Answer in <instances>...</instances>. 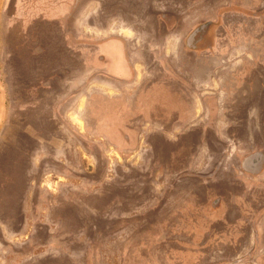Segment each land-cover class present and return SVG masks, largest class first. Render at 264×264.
<instances>
[{
	"label": "rangeland",
	"instance_id": "1",
	"mask_svg": "<svg viewBox=\"0 0 264 264\" xmlns=\"http://www.w3.org/2000/svg\"><path fill=\"white\" fill-rule=\"evenodd\" d=\"M115 1L119 0H103L98 5L95 0V9L107 5V10ZM4 2L0 0V264H264L262 24L245 26L248 36L238 39L253 44L250 59L228 69L232 70L228 74L247 77L254 99L239 100L231 108L228 103V115H221L222 108L217 115L198 117L200 122L191 127L205 131L176 136L172 124L178 113L173 115L163 101L161 109H152L150 120L154 122L150 126L142 115L136 119L133 137L137 144L133 147L120 151L105 143L97 150L55 132L54 99L43 97L40 112L33 109L31 117L23 115V107H37L39 102L27 98L28 83H38L50 75L27 64L21 36L8 35L10 20L2 12ZM30 5L26 1L23 7L33 16L37 9ZM242 6L243 11H254L264 2ZM87 10L85 6L80 12L87 14ZM95 20L104 26L100 18L87 20V24L93 26ZM103 20L107 24L104 30L121 27L104 15ZM21 27H16V33ZM223 50H218L222 58L226 55ZM95 51L93 47L91 53ZM79 56L66 57L72 74L63 69L65 80H79L85 71ZM61 64L53 69L60 71ZM93 68L108 72L110 67ZM150 70H145L147 76ZM154 78L158 82L143 84L144 88L161 84L166 77L158 74ZM105 79L101 76L98 81ZM259 92L263 94L257 98ZM71 119L72 128L85 123L80 116L77 122ZM168 119L173 120L167 124ZM23 124L28 130L41 131L45 144L27 147ZM124 135L130 139L132 133ZM48 139L59 140L60 146L52 147L46 143ZM150 143L152 148H146ZM250 157L262 159L250 165L245 162ZM215 218L229 223L225 225L228 228L217 229L212 235L224 232L218 251L229 246L228 234L243 232L233 241L231 252L225 253L226 259H207L205 253L212 251L207 244L211 233L203 225ZM231 255L237 259L231 260Z\"/></svg>",
	"mask_w": 264,
	"mask_h": 264
},
{
	"label": "crops",
	"instance_id": "2",
	"mask_svg": "<svg viewBox=\"0 0 264 264\" xmlns=\"http://www.w3.org/2000/svg\"><path fill=\"white\" fill-rule=\"evenodd\" d=\"M26 1L33 5L30 6L34 11L37 9L35 15L31 16L29 12H25L23 6ZM96 1L101 5L103 0ZM34 2L35 0H5L2 8L3 14L10 20L8 35L11 38L21 36V51L26 54L24 55L27 57V64L37 67L45 76H53L40 79L38 83H28L27 98L37 99L39 102L37 107H23V115H30V110L33 109L40 112L38 105L43 97L61 101H83L98 96L96 93L88 95L85 90L89 84L92 87V83L88 82L90 78L86 77L88 73L104 76L109 85L118 88L122 114L125 112L128 115L132 112L137 116H152V109H161L162 102H166L168 111L171 109L173 115L178 113L172 124L175 136L189 131H205L206 128L191 127L192 124L200 122L198 117L217 115V110L222 108L224 109L221 115H228V103L231 108V105L239 100L247 101L250 100L249 97L254 99L253 95L249 94L247 77L228 74L232 73V70L228 69L243 63L244 59H250L248 52L253 51V44L243 43V40L239 42L238 39L248 36L244 31L245 26L253 22L258 26L261 23L264 27V6L254 11H243L245 7L242 5L253 6L264 0H119L108 6L109 11L105 10L107 5L96 10L95 0H36V6ZM85 6L89 8L85 11L87 14L80 12ZM19 7H22L23 12H19ZM120 7L121 9H118ZM94 9L96 11H93ZM103 15L107 21H112L113 25L118 21L117 24L121 27L112 26L108 31L102 29L107 26ZM97 18L103 21L104 26H100L97 20L93 22V26L87 24V20ZM20 20L22 23H18ZM19 24L22 26L21 31L16 33ZM103 35L109 38L105 39ZM224 43H227L225 49ZM93 47L97 48L94 54L91 53ZM219 48L224 49L225 57H221ZM78 53V61L82 62L81 68L85 71L79 80L76 77H69L70 81L65 80L63 69H69L67 65L72 66L65 64L66 57L70 56L72 59ZM63 62L64 66L61 64ZM58 63L62 65V69L56 72L53 68ZM100 65L110 67V73L105 72L106 68H93ZM78 68H75V73ZM148 69H151L149 76L145 73ZM69 70L68 75L72 74L71 69ZM199 72L203 73L198 74ZM158 74L166 77L164 81L159 82L161 84H149V87L144 88L143 84L158 82L154 78ZM31 84L32 87L29 86ZM93 86L102 95L115 94V89L107 85L93 83ZM172 88H175V91ZM259 93L257 98L262 97L263 93ZM69 115L70 119L75 118V122L78 121L76 112ZM63 118L64 115L62 118L59 116L56 121L58 130L65 136L71 135L79 141V145L86 144L91 148L98 146L97 143L87 144L88 138L83 135V132L87 131L85 124L83 127L77 125L76 130H73ZM172 120L168 119L167 124ZM193 120L196 122L193 123ZM23 125L24 140L29 142V138H32L37 142H44L41 131L35 128L31 131L27 129V125ZM34 144L27 143V147L40 146L39 143ZM62 145L63 143L61 147ZM253 161L248 163L252 165ZM227 224L229 223L224 219L215 218L203 225L209 228L211 233L207 244L212 251L205 252L207 259L224 258L225 253L231 252L233 241L241 238L243 232L233 231L234 233L228 234L226 239L229 246L224 251H218L217 244L224 240V232H216L217 237L212 235L217 229L228 228L225 226ZM199 238L197 242L201 243ZM172 257L174 258L171 259L177 258ZM198 257L197 259L202 260L201 256ZM229 258L235 261L237 256L231 255Z\"/></svg>",
	"mask_w": 264,
	"mask_h": 264
},
{
	"label": "flooded vegetation",
	"instance_id": "3",
	"mask_svg": "<svg viewBox=\"0 0 264 264\" xmlns=\"http://www.w3.org/2000/svg\"><path fill=\"white\" fill-rule=\"evenodd\" d=\"M50 76H51L50 78H53L52 75ZM86 77L90 78L88 79L89 80L88 82L92 83V87L90 86V84L88 88L86 87L85 89L86 92L88 93V95H92V93H96V95L98 96H95L94 98L85 99L83 105L81 104L82 101L80 99H70V100H64V101H61V99H54L56 101L54 110H53L54 111L53 114L56 116L54 125H56V128H57L55 132L61 133V131L58 130V126H57L58 123L56 119L59 120V116L62 118L64 115L63 120H66L65 117H67L69 113L75 111L76 114L80 116L81 119H84L85 121L84 124H85L87 131L85 134L83 133V135L87 136L88 144L90 143L98 144V146H92L93 148L97 150H101L105 147V143H110L114 147L118 148L120 151H123L124 148H127V147H133L135 144H137V142L134 140L135 137H133L134 136L133 135L134 133L133 124H135L136 119H138L140 116L133 115L132 112L129 113L128 115L125 112L124 114H122L121 94L120 92L118 93L117 91L118 88H115L109 85L110 83L106 81H98L101 77L100 75H96V74L91 75L88 73ZM57 78H60V76L59 77L57 76ZM93 83H96L97 85L100 84L101 86L107 85L108 87H112L115 89V94L102 95V93H99L97 89L94 88ZM149 94H151V92ZM80 104L82 106L81 108H80ZM151 117L152 116L150 115L149 116L143 115V118L146 121H149L148 123L149 126L154 122L150 120ZM67 121L68 120H66V123L68 124L69 122ZM69 126L72 128V125L69 124ZM72 129L76 130L75 128H72ZM125 132L132 133V136L128 135L130 139L124 135ZM7 133L9 134V131ZM70 138H73V137L71 136ZM25 142L30 143V144H34L35 142L36 144L37 143L45 144V141L37 142L34 139H31V141L29 142L28 141H25ZM47 142L53 145L52 147L54 148L60 146V142L55 139H50V140L48 139L46 143ZM152 146L153 145L150 143V145L146 144L145 147L152 148ZM30 147H34V146L31 145ZM259 159L260 158H255V161Z\"/></svg>",
	"mask_w": 264,
	"mask_h": 264
},
{
	"label": "water",
	"instance_id": "4",
	"mask_svg": "<svg viewBox=\"0 0 264 264\" xmlns=\"http://www.w3.org/2000/svg\"><path fill=\"white\" fill-rule=\"evenodd\" d=\"M253 157H254V156H253ZM253 157L248 158L246 161H247V162H248V161H250V162L253 161V159H254ZM255 158H256V157H255Z\"/></svg>",
	"mask_w": 264,
	"mask_h": 264
}]
</instances>
